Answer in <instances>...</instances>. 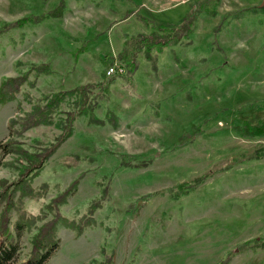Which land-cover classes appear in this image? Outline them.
Wrapping results in <instances>:
<instances>
[{
  "label": "rangeland",
  "instance_id": "obj_1",
  "mask_svg": "<svg viewBox=\"0 0 264 264\" xmlns=\"http://www.w3.org/2000/svg\"><path fill=\"white\" fill-rule=\"evenodd\" d=\"M60 1L65 8L59 18L0 34V81L45 63L52 71L0 105V141L8 136L7 120L18 117L19 127L41 94L97 82L115 64L125 71L112 77L111 96L96 114L105 118L111 111L118 124L88 125L79 117L74 134L33 180V186L46 182L49 188L42 198L21 200L24 213L10 215L19 262L42 222L27 226L26 216L41 215L81 172L62 214L84 215L98 193L93 182L102 177L111 179L108 200L96 211L97 225L80 235L58 224V248L45 264H87L99 258L101 245L114 250V264H214L240 242H264V154L257 152L264 151V136L242 137L238 131L264 117V0H218L214 16L201 9L205 0H0V27L45 14ZM189 17L194 20L188 38L153 51L151 61L141 52L135 70L127 71L118 54L128 36L153 27L178 29ZM54 135L50 127L18 134L30 150ZM123 155L148 165L123 168ZM5 161L0 180L9 184L17 174ZM196 178L199 185L179 200L140 199ZM16 222L23 228L15 231ZM256 251L241 250L229 264H264Z\"/></svg>",
  "mask_w": 264,
  "mask_h": 264
},
{
  "label": "trees",
  "instance_id": "obj_2",
  "mask_svg": "<svg viewBox=\"0 0 264 264\" xmlns=\"http://www.w3.org/2000/svg\"><path fill=\"white\" fill-rule=\"evenodd\" d=\"M216 1L205 0L200 4L201 9H205L207 14H216ZM65 8L63 1H60L52 10L45 14L36 16H26L18 20L16 25H7L0 27V34L7 28L20 27L28 23H38L46 18H59ZM232 13V12H231ZM229 14V13H228ZM235 14V13H232ZM193 17H189L183 25L177 28L153 27L148 33L138 32L135 35L128 36L124 41V46L118 54V58L123 63L127 71H134L135 61L138 55L143 52L146 61H151L152 52H161L170 45H174L181 38H188L193 26ZM16 23V22H15ZM145 24L150 28V22L145 20ZM77 53V51H76ZM125 71V70H124ZM106 72V71H105ZM103 72L101 79L97 82H86L68 90H59L49 94H41L32 104L23 122L17 125V118L7 120L8 136L0 141V165L5 161L8 155H14L10 161H5L6 166H13L17 178L5 183V179L0 180V264H45L52 254L58 248L59 238L57 235V226L63 223L68 229H71L76 235L82 234L87 227L97 225L96 211L104 207L109 197L111 179L106 180L102 177L93 182L98 193L88 204L87 211L78 219H67L61 211V207L67 203L68 198L78 189V186L84 177L81 172L61 191L53 195L48 203L44 205L42 214L37 217L28 218L31 224L36 225L37 221H42L36 225L35 232L29 240L28 256L19 262V248L16 243V237L11 232L10 215L22 211V201L27 199H39L48 192L49 184L43 182L39 186H33V180L38 176L41 169L48 160L54 155L57 149L69 139L75 132V123L79 117H84L88 125L105 126L110 124L117 126V117L111 111H108L105 118L97 116L96 112L101 108L102 103L111 96V85L114 75L107 76ZM52 73L48 64L33 66L31 73L20 75L19 77H4L0 81V105L15 100L20 88L27 86L34 88L36 80L40 75H49ZM64 106L67 109L64 110ZM36 127H50L55 131L52 140L41 146H36L33 150L25 147L21 139L22 133ZM18 130V134H17ZM242 137L264 136V117L258 122H245L242 128H238ZM258 153L264 154V151L258 149ZM128 156L123 155L119 166L123 168L138 169L145 167L148 162H130ZM201 182L196 178L193 183H178L171 187L158 189L146 193L140 197L141 200H150L160 195H168L173 201L179 200L192 193ZM104 204V205H103ZM130 207V206H129ZM140 207L136 209L138 211ZM23 212V211H22ZM24 213V212H23ZM50 218L46 220L47 216ZM16 229H22V223H15ZM260 238H252L234 245L225 251L214 264H229L233 255L241 250L258 249ZM99 258H93L87 264H114V250L101 245L99 248Z\"/></svg>",
  "mask_w": 264,
  "mask_h": 264
},
{
  "label": "built area",
  "instance_id": "obj_3",
  "mask_svg": "<svg viewBox=\"0 0 264 264\" xmlns=\"http://www.w3.org/2000/svg\"><path fill=\"white\" fill-rule=\"evenodd\" d=\"M123 68L121 67V66H119V65H115V68L114 67H109L108 69H107V71H106V74L107 75H111L112 73L114 74V73H119V74H121V73H123Z\"/></svg>",
  "mask_w": 264,
  "mask_h": 264
},
{
  "label": "crops",
  "instance_id": "obj_4",
  "mask_svg": "<svg viewBox=\"0 0 264 264\" xmlns=\"http://www.w3.org/2000/svg\"><path fill=\"white\" fill-rule=\"evenodd\" d=\"M254 254L259 255V258H261L264 255V249H257Z\"/></svg>",
  "mask_w": 264,
  "mask_h": 264
},
{
  "label": "water",
  "instance_id": "obj_5",
  "mask_svg": "<svg viewBox=\"0 0 264 264\" xmlns=\"http://www.w3.org/2000/svg\"><path fill=\"white\" fill-rule=\"evenodd\" d=\"M264 5V2L261 4V6Z\"/></svg>",
  "mask_w": 264,
  "mask_h": 264
}]
</instances>
